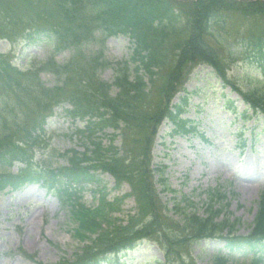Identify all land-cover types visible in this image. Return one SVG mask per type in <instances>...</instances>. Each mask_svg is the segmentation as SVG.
I'll return each mask as SVG.
<instances>
[{
    "label": "trees",
    "instance_id": "trees-1",
    "mask_svg": "<svg viewBox=\"0 0 264 264\" xmlns=\"http://www.w3.org/2000/svg\"><path fill=\"white\" fill-rule=\"evenodd\" d=\"M51 1L56 14L46 0L39 4L40 14L46 13L54 20H26L22 38L32 44L49 42L51 51L46 62L33 69L53 73L55 84L46 87L37 80L35 70L20 71L6 61L7 75L10 77L14 72L30 75L32 91L45 100L44 110L31 106V117L16 124L12 122L11 128L0 134V184L5 182L19 187L24 182L42 180L48 190L53 188L70 204L69 217L77 223L73 232L84 246L72 260H61L56 264L110 263L106 257L109 253L116 257L121 251L133 250L148 237L157 240L165 251L164 262L153 264H195L190 255L189 260L184 261L182 253L189 244L207 238L221 239L230 252L228 258L214 257L212 264H236L232 253H241L245 258L250 255V264H262L264 192L258 201L252 229L246 235L236 234L237 221H231L229 216L217 220L227 207L220 203L225 199V193L219 187L207 191L204 215L198 214L194 202L184 196L183 207L174 205L181 217L177 220L167 215V208L154 186L158 183L169 189L164 166L157 171L151 168L150 148L162 118L172 122V135L193 131L192 123L179 117L183 109L170 106L171 98L179 91L191 65L211 67L221 83L232 85L242 96L248 105L246 111L251 110L254 116L258 112L264 115V96L243 91L230 81L228 64L237 51L225 30L230 13L246 19L258 16L264 21V0ZM8 3L10 13L4 7ZM24 11L32 12L29 0H0V23L7 24L18 15L22 21ZM7 34V29L1 27L0 37H9ZM122 34L130 39L131 57L129 61L116 64L117 73L112 82H108L100 77L103 67L111 66L104 56L102 43L106 37ZM232 41H241L251 55L264 64V28L248 31L242 38ZM65 51L70 53L68 61L56 63L54 57ZM129 62L133 68L129 67ZM9 80L11 78H2L7 85ZM16 87L23 88L20 82ZM17 98L23 100L20 95ZM61 103L70 107L64 111L71 119L84 121L83 128L76 131L84 149L82 152L65 151L62 157L66 159V166H47L45 170H39L34 166L33 148L47 117ZM228 109L234 110L231 106ZM239 116L246 117L244 114ZM6 119V116L0 117V128L4 122L8 127ZM107 129L112 132L107 133ZM117 130L121 135L119 146L114 144ZM104 137L107 138L105 141ZM18 160L23 167L12 175L8 169ZM98 172H108L116 188L122 184L131 188L139 211L130 214L126 224L114 215L121 210L120 198L108 200L101 194L96 207L73 204L78 189L102 181ZM153 173L158 175L156 180ZM56 182L60 185L55 186ZM108 214V219L98 218ZM83 227L89 228L86 234L78 230ZM113 264H119L118 260Z\"/></svg>",
    "mask_w": 264,
    "mask_h": 264
},
{
    "label": "rangeland",
    "instance_id": "rangeland-1",
    "mask_svg": "<svg viewBox=\"0 0 264 264\" xmlns=\"http://www.w3.org/2000/svg\"><path fill=\"white\" fill-rule=\"evenodd\" d=\"M46 1L52 4L51 0ZM29 2L32 12L24 11L22 21V17L18 15L17 19L12 18L7 24L0 23V28L5 27L9 36L0 37V117H7L8 126L6 128L4 122L0 134L5 129L9 130L12 122L16 124L31 117V106L44 110L45 99L38 98L37 93L32 91L34 88L31 87L30 75H17L14 72L9 77L6 72V61L25 72L28 68H35L36 64L39 66L46 62L51 51L47 41L35 44L23 41L22 30L26 20H54L46 13L40 14L39 4L44 0ZM9 4L4 7L10 13ZM52 6L53 14H56V9L53 4ZM12 16L8 18L11 19ZM228 17L225 30L237 51L228 64L230 81L243 91L264 96V64L253 57L241 41H232L242 38L248 31L263 30L264 21L258 16L246 19L233 13ZM102 46L104 56L111 66L103 67L100 77L112 82L117 73L116 64L130 59L131 45L128 37L122 34L106 38ZM68 57L69 52H65L54 59L56 63H63L68 61ZM129 67L133 68L131 64ZM50 73L35 70L37 80L46 87L55 84L56 78ZM4 77L11 78L8 85L2 81ZM16 81L22 84V89L16 87ZM33 82L36 84V80ZM184 89L187 100L181 106L184 108L183 117L195 122L202 137L192 135L171 138L168 136L171 124L163 121L159 125L152 150L153 163L155 166L160 163L166 166L164 174L167 176L169 189L172 190L165 192L156 185L160 200L167 203L175 218H180L179 212L172 205L176 203L182 206L183 196L192 198L198 212L202 213L207 201V190L220 185L226 189L228 195L226 215L239 219L238 233L246 234L250 230L260 192L264 191V115L259 112L252 116L248 111L249 117L242 120L226 110L228 101L236 107L238 113H242L246 105L232 85L221 84L212 74L211 68L205 65H199L189 73ZM17 95L22 96L23 100H16ZM182 96L183 93L176 95L173 103H179ZM65 108H69L65 103L54 108V115L46 120L43 137L39 149L36 150L37 159L42 158L45 164L55 167L66 164L64 157L60 156L65 151L83 150L82 140L75 132L84 123L72 120L63 111ZM119 141L120 138L115 143ZM17 167L15 165L11 170L16 172ZM101 177L106 187L102 188L101 185L100 190L109 192V197L116 196L123 201L119 206L122 212L115 214L118 220L128 219L130 214L138 213L139 208L135 198L130 195L129 185L122 184L121 189L116 191L112 177L108 174ZM91 188L94 189L91 186L85 188L79 203L86 202L88 206L95 204L96 199L90 191ZM68 215L67 207H63L53 194H49L39 185L30 184L15 192L0 189V264H55L60 258H71L72 253L80 252L78 245H84L75 241L77 235L73 231L76 224L68 220ZM108 217L109 214L98 218ZM88 229L83 227L78 230L86 234ZM142 241L136 251H131L127 256L120 254L125 264L163 260L164 252L154 239L148 237ZM179 250L180 253L183 251L181 248ZM218 252L227 253L221 240L207 239L191 243L182 253V257L184 261H188L190 254V258L194 259L193 263L211 264ZM241 262L248 264L249 261L241 258L238 263Z\"/></svg>",
    "mask_w": 264,
    "mask_h": 264
},
{
    "label": "bare ground",
    "instance_id": "bare-ground-1",
    "mask_svg": "<svg viewBox=\"0 0 264 264\" xmlns=\"http://www.w3.org/2000/svg\"><path fill=\"white\" fill-rule=\"evenodd\" d=\"M160 130H161V129H160ZM160 130H159V131H160Z\"/></svg>",
    "mask_w": 264,
    "mask_h": 264
}]
</instances>
